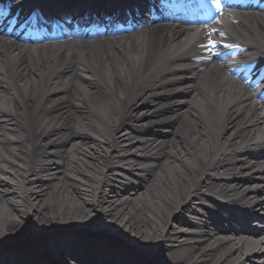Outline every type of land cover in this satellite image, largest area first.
Instances as JSON below:
<instances>
[{"label":"bare ground","instance_id":"bare-ground-1","mask_svg":"<svg viewBox=\"0 0 264 264\" xmlns=\"http://www.w3.org/2000/svg\"><path fill=\"white\" fill-rule=\"evenodd\" d=\"M232 14L230 31L264 52V11ZM205 32L158 21L26 44L0 31V264L51 251L67 264L76 244L129 263L106 231L160 264H264V232L220 224L205 202L237 217L228 198L264 196V101L222 59L192 61Z\"/></svg>","mask_w":264,"mask_h":264},{"label":"snow or ice","instance_id":"snow-or-ice-1","mask_svg":"<svg viewBox=\"0 0 264 264\" xmlns=\"http://www.w3.org/2000/svg\"><path fill=\"white\" fill-rule=\"evenodd\" d=\"M220 7H221V5H220L219 0H215V9L219 10ZM208 35L211 36V32H209ZM204 47H207L211 51V49L215 47V41L209 39L208 44L204 45Z\"/></svg>","mask_w":264,"mask_h":264},{"label":"rangeland","instance_id":"rangeland-1","mask_svg":"<svg viewBox=\"0 0 264 264\" xmlns=\"http://www.w3.org/2000/svg\"><path fill=\"white\" fill-rule=\"evenodd\" d=\"M126 180V181H124L125 183L124 184H126V182H127V180L128 179H125V178H122V177H120V180ZM116 182V184H119L121 187H122V185L120 184V182L118 181H115ZM107 188L106 189H109L110 187H108V186H106ZM142 199H144V198H146V195H141L140 196ZM103 223H105V222H103ZM105 225V224H104ZM51 230V229H50ZM32 239V237H30L28 240H31ZM49 260H50V262H53L54 260H55V256L54 255H52L51 253L49 254ZM246 264H250L249 262H247Z\"/></svg>","mask_w":264,"mask_h":264}]
</instances>
